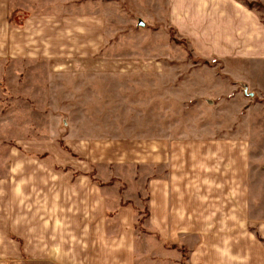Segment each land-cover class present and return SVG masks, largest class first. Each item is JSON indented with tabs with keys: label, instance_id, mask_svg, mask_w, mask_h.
Here are the masks:
<instances>
[{
	"label": "rangeland",
	"instance_id": "rangeland-1",
	"mask_svg": "<svg viewBox=\"0 0 264 264\" xmlns=\"http://www.w3.org/2000/svg\"><path fill=\"white\" fill-rule=\"evenodd\" d=\"M253 9L264 19V8ZM0 10L13 37L32 36L38 21L42 45L53 46L41 58H0V264H20L19 215L33 205L21 207L42 177L67 187L85 165L94 185L117 182L122 203L138 191L146 206L151 174L168 177L148 151L182 138L245 143L244 196L264 247L256 233L264 226V61L204 57L171 21L169 0H0ZM109 167L125 177L136 170L145 188L118 177L105 183Z\"/></svg>",
	"mask_w": 264,
	"mask_h": 264
},
{
	"label": "crops",
	"instance_id": "crops-1",
	"mask_svg": "<svg viewBox=\"0 0 264 264\" xmlns=\"http://www.w3.org/2000/svg\"><path fill=\"white\" fill-rule=\"evenodd\" d=\"M173 2L171 21L176 19L204 57L264 61V20L258 11L238 0ZM9 20L8 11L0 10V58L52 55L53 46L42 45V22L32 23V36L26 31L19 38ZM233 140L170 139L164 150H149V162L164 165L168 177L151 174L146 206L138 191L136 197L123 195L131 204L114 191L113 177L122 185L140 184L136 190L145 188L136 170L125 177L109 167L103 181L114 182L110 187L94 185L85 165L77 166L83 176L63 183L67 187L57 188L55 176L42 177L36 197L21 207L33 205L30 214L19 215L20 264H264V247L254 239L251 204L244 196L250 152ZM256 225V233L264 235V226Z\"/></svg>",
	"mask_w": 264,
	"mask_h": 264
},
{
	"label": "trees",
	"instance_id": "trees-1",
	"mask_svg": "<svg viewBox=\"0 0 264 264\" xmlns=\"http://www.w3.org/2000/svg\"><path fill=\"white\" fill-rule=\"evenodd\" d=\"M246 4H247V6H248L249 8H254V6L257 7V8H259V9H263V8H264V7H263L262 5H260V4H253V3H251V2H249V3L246 2ZM263 20H264V19H263Z\"/></svg>",
	"mask_w": 264,
	"mask_h": 264
}]
</instances>
